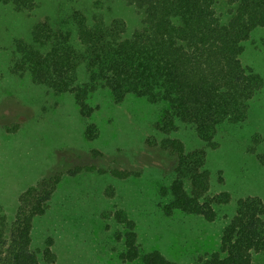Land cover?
Masks as SVG:
<instances>
[{"label": "trees", "instance_id": "1", "mask_svg": "<svg viewBox=\"0 0 264 264\" xmlns=\"http://www.w3.org/2000/svg\"><path fill=\"white\" fill-rule=\"evenodd\" d=\"M41 1L0 0V5L28 14ZM119 1L142 17L138 28L131 30L125 17L111 18L113 0L77 8L66 22L55 25L48 18L34 21L30 42H14L10 71L20 79L28 76L53 95L72 94L85 119L93 113L89 96L98 90L114 103L133 96L164 106L158 132L169 136L181 124L190 127L203 145L187 151L173 137L158 144L175 160L172 180L161 190L168 200L164 214L180 212L212 223L216 208L228 204L230 196L211 194L207 151L217 150L215 138L222 128L248 120L250 102L264 89L263 78L240 61L253 32L264 29V0H224L231 8L226 21L217 15L215 0ZM79 69L86 72V82L80 80ZM85 135L89 140L96 138L95 126H88ZM255 137L257 147H250L246 155H252L264 169V154L257 152L261 142ZM93 172L119 180L133 176L126 171L77 166L27 188L17 198L13 219L8 222L0 217V264H55L50 240L42 248L33 247L34 221L48 210L64 175L72 178ZM218 175L224 183L222 171ZM112 218L120 227L116 238L122 263L174 264L158 251L141 249L135 224L124 211H114ZM262 251L264 201L246 196L236 201L235 213L222 230L219 250L202 264H253L254 253Z\"/></svg>", "mask_w": 264, "mask_h": 264}, {"label": "rangeland", "instance_id": "2", "mask_svg": "<svg viewBox=\"0 0 264 264\" xmlns=\"http://www.w3.org/2000/svg\"><path fill=\"white\" fill-rule=\"evenodd\" d=\"M75 1L76 5L68 0H44L28 14L0 5V217L10 222L19 194L57 172L77 166L126 171L133 174L127 180L97 172L72 178L64 175L48 210L34 221L33 247L42 248L50 240L55 264H124L116 238L120 227L112 218L114 211L122 210L133 220L142 250L158 251L174 264H202L219 250L222 230L235 213L236 201L246 196L264 201V169L252 155H246L250 147H257L255 136L261 142L258 155L264 154V89L250 102L248 120L222 128L215 138L217 150L207 151L211 194L230 196L228 204L216 208V220L209 223L180 212L166 216L168 200L161 190L172 180L175 160L158 144L173 137L187 151L203 147L190 127L178 124L169 136L163 135L156 125L164 106L133 96L114 103L102 90L90 94L93 113L85 119L72 94L53 95L28 76L20 79L10 71L14 42H30L34 21L66 22L77 8L108 0ZM113 1L111 18L125 17L131 30L138 28L142 17L126 10L119 0ZM230 9L224 0H215L216 13L223 21ZM240 61L264 80V29L253 32ZM79 72L80 80L86 82L84 69ZM90 125L95 126L93 140L85 135ZM219 171L224 183L219 182ZM253 264H264V251L254 253Z\"/></svg>", "mask_w": 264, "mask_h": 264}]
</instances>
